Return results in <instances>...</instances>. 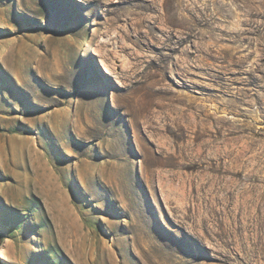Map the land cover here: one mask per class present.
<instances>
[{"label":"rangeland","instance_id":"374dc122","mask_svg":"<svg viewBox=\"0 0 264 264\" xmlns=\"http://www.w3.org/2000/svg\"><path fill=\"white\" fill-rule=\"evenodd\" d=\"M0 264H264V0H0Z\"/></svg>","mask_w":264,"mask_h":264},{"label":"bare ground","instance_id":"6f19581e","mask_svg":"<svg viewBox=\"0 0 264 264\" xmlns=\"http://www.w3.org/2000/svg\"><path fill=\"white\" fill-rule=\"evenodd\" d=\"M23 148H24V142H22L21 144H20V146H19V149L21 150H23Z\"/></svg>","mask_w":264,"mask_h":264}]
</instances>
